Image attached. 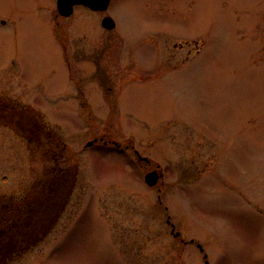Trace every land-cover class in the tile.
<instances>
[{
    "label": "rangeland",
    "instance_id": "1",
    "mask_svg": "<svg viewBox=\"0 0 264 264\" xmlns=\"http://www.w3.org/2000/svg\"><path fill=\"white\" fill-rule=\"evenodd\" d=\"M1 95L43 114L0 125V200L41 203L8 264H264V0H0Z\"/></svg>",
    "mask_w": 264,
    "mask_h": 264
},
{
    "label": "flooded vegetation",
    "instance_id": "2",
    "mask_svg": "<svg viewBox=\"0 0 264 264\" xmlns=\"http://www.w3.org/2000/svg\"><path fill=\"white\" fill-rule=\"evenodd\" d=\"M78 6H81L82 7L83 5H76L74 7V12H75V10H76V8ZM83 7H85V6H83ZM86 8H88V7H86ZM97 12H104V11H97ZM193 43H196V39L193 40V41H187L186 42V45L190 48L193 45ZM161 65H163V64L161 63ZM169 65L171 66V63H169ZM152 66H154L156 68L157 67V63H154ZM78 90H79V92L83 93V91H81V88H78ZM9 96H11V95H9ZM9 96H7V97L10 98L11 101H17V102L24 103L23 106H25L27 108V110H29L30 113L36 114L39 117H41V115L43 116V114L40 111V109L36 108L34 105H31L29 103V101L25 102V100H22L21 101V99H16V97H13V96L9 97ZM8 98H3L2 95L0 96V125L3 124L4 127H8L9 129H11L13 131H16V126L15 125L17 124V128H18V125L21 126V129H23L26 132H28V131L31 132L32 133L31 134L32 137L40 140V134L37 131H41L42 128L39 126V124L37 122H34V119H31L28 116V114L26 112H24V109L23 110L22 109H17L14 106H12L9 103ZM16 116H19V118L17 120L15 119ZM105 138H106L105 136H100L99 137V139H102L101 141L105 145L116 142L113 139H105ZM117 147L120 148V149H122V151H126V150H129V149H131L132 151H134V153L136 154V156L138 158V162H146L147 163V166L148 165H150V166L152 165L150 170L156 169L159 166V163H155V161L153 159H151V158H149V159L148 158L147 159H141L138 150L133 145H126V146L123 147V145L120 144ZM49 150H50V148H49ZM46 151H48V150H46ZM61 156H63V155H61ZM58 159H59V157H58ZM138 164H140V163H138ZM184 173L185 174L187 173V169L185 170ZM40 206H41V203L37 205V207L35 208V211H38L39 212ZM165 209L168 210L167 207H165ZM168 217H169V215H168ZM167 222L172 227V230H171L172 234L175 237H181V232L180 231H176L175 225L169 220V218L167 219ZM181 240H182V238H181ZM189 242H195V241L194 240H190Z\"/></svg>",
    "mask_w": 264,
    "mask_h": 264
},
{
    "label": "trees",
    "instance_id": "3",
    "mask_svg": "<svg viewBox=\"0 0 264 264\" xmlns=\"http://www.w3.org/2000/svg\"><path fill=\"white\" fill-rule=\"evenodd\" d=\"M11 204V200H0V264L10 263V255L20 253L18 248L23 247L34 228L31 222L36 205H20L15 209Z\"/></svg>",
    "mask_w": 264,
    "mask_h": 264
},
{
    "label": "water",
    "instance_id": "4",
    "mask_svg": "<svg viewBox=\"0 0 264 264\" xmlns=\"http://www.w3.org/2000/svg\"><path fill=\"white\" fill-rule=\"evenodd\" d=\"M75 4H84L93 9H107L110 4V0H58V8L60 12L68 16L73 12ZM103 25L107 28H113L115 26V21L111 16H106L103 19ZM93 143L94 140H91L87 145L90 146ZM162 175L163 173L161 176ZM159 176L160 174L157 170L148 172L146 174V181L148 182V185H155L160 178Z\"/></svg>",
    "mask_w": 264,
    "mask_h": 264
}]
</instances>
